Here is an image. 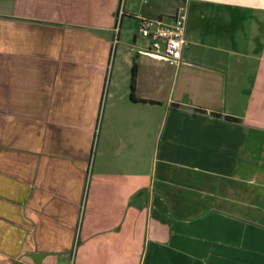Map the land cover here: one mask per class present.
<instances>
[{"label":"crops","instance_id":"obj_1","mask_svg":"<svg viewBox=\"0 0 264 264\" xmlns=\"http://www.w3.org/2000/svg\"><path fill=\"white\" fill-rule=\"evenodd\" d=\"M0 264H264V0H0Z\"/></svg>","mask_w":264,"mask_h":264},{"label":"built area","instance_id":"obj_2","mask_svg":"<svg viewBox=\"0 0 264 264\" xmlns=\"http://www.w3.org/2000/svg\"><path fill=\"white\" fill-rule=\"evenodd\" d=\"M122 7L118 12V24L115 27L113 44L118 41V25ZM190 15V2L181 4L175 14L155 19L144 18L138 29L141 37L148 40V44L140 49V52L160 60L173 63H181L183 50L188 43V22Z\"/></svg>","mask_w":264,"mask_h":264},{"label":"rangeland","instance_id":"obj_3","mask_svg":"<svg viewBox=\"0 0 264 264\" xmlns=\"http://www.w3.org/2000/svg\"><path fill=\"white\" fill-rule=\"evenodd\" d=\"M128 32V35L130 36V37H133V35H134V33L135 32H137V27H133L132 29H130V30H128L127 31ZM126 35H123V34H121L120 35V41L118 42V43H116L115 45H114V48H113V50H112V54H111V61L113 62V60H114V63H115V61L118 59V57H119V50H117V52H116V54H115V47H117V45H118V49H120V47H121V43L123 42V43H125L126 42V37H125ZM131 42H133V40L131 39ZM135 43H136V45L138 46V47H144L148 42H147V40L144 38H139L137 41H135ZM111 62V63H112ZM110 77H111V69H109V73H108V79H107V82H106V85L108 86L109 85V81H110ZM98 125H99V123H98ZM98 132V131H97Z\"/></svg>","mask_w":264,"mask_h":264},{"label":"trees","instance_id":"obj_4","mask_svg":"<svg viewBox=\"0 0 264 264\" xmlns=\"http://www.w3.org/2000/svg\"><path fill=\"white\" fill-rule=\"evenodd\" d=\"M135 78H136V65H134L132 70V82H131L132 95H133V90L135 88Z\"/></svg>","mask_w":264,"mask_h":264}]
</instances>
